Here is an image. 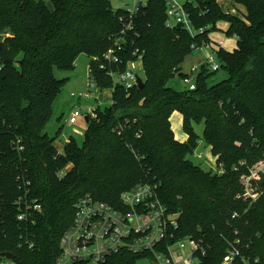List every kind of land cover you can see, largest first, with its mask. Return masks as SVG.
<instances>
[{
	"label": "trees",
	"instance_id": "obj_1",
	"mask_svg": "<svg viewBox=\"0 0 264 264\" xmlns=\"http://www.w3.org/2000/svg\"><path fill=\"white\" fill-rule=\"evenodd\" d=\"M197 2L189 7L192 21L206 31L192 37L181 26L166 27L164 0H148L134 14L111 0H0V136L11 152V139L21 138L24 165L43 204L31 228L33 250L20 245L14 208L3 213L0 260L12 252L14 264H53L79 197L118 204L123 191L149 183L179 215L177 238L192 237L207 248L202 264H221L237 237L249 261L232 264H264V181L252 203L241 180L264 157V0H234L245 9L238 14L218 0ZM220 21L237 39L233 51H218L228 76L210 84L211 72L203 67L195 90L169 85L192 45L209 41ZM120 37V60L109 63L103 55ZM136 50L143 55L145 86L126 90L108 71H125ZM81 54L91 58L100 92L113 88L112 101L89 116L83 143L72 137L60 154L56 136L45 131L67 81L56 71L74 70ZM175 111L183 116L186 141L172 128ZM197 121L204 123V140L222 173L189 158L203 139ZM140 258L124 252L104 264H137Z\"/></svg>",
	"mask_w": 264,
	"mask_h": 264
},
{
	"label": "built area",
	"instance_id": "obj_2",
	"mask_svg": "<svg viewBox=\"0 0 264 264\" xmlns=\"http://www.w3.org/2000/svg\"><path fill=\"white\" fill-rule=\"evenodd\" d=\"M147 1L132 0V5L127 9L130 14H134L141 6L146 5ZM164 2L167 28L174 29L176 26H181L192 37L206 31L204 27H195L192 21L189 7L198 6L197 0H164ZM128 27H131V24ZM124 41V38L120 37L116 44L117 48L107 50L103 58L109 63L119 62L117 50H122ZM224 44V40L215 42L210 39L201 45H192L194 51L189 55L190 65H185L188 56L180 69H174L175 75L180 77L188 90L196 89V76L203 67L210 72H216L221 68L218 51L224 47ZM133 55L135 59L128 62L125 71L114 69L108 71L113 81L122 84L126 90L138 87V78L141 77L135 65L140 63L143 67V55L139 50L134 51ZM197 59L200 61H196ZM101 67L104 68L105 64L102 63ZM87 72L88 89L78 93L72 92L71 96L91 98L94 93L100 95L91 66ZM141 78L144 81V76ZM98 101L97 99V103ZM102 105L103 103L88 107L86 111L79 106L74 107L67 120L68 124H77L83 116L96 117V109ZM66 143L54 141L58 153L64 152ZM10 146L12 152L7 149L0 136V231L6 225L3 213H6L7 208H14V220L19 228L22 242L20 245L23 244L33 250L35 240L31 228L43 212V204L34 195L32 179L24 165L25 146L21 138H12ZM199 155L204 157L203 152ZM68 170L69 165L64 171ZM217 171L223 172L221 167ZM241 180L245 198L252 200V203L255 202L261 195L260 183L264 181V157L255 163ZM178 227L179 215L170 211L161 200L157 187L149 183L138 184L123 191L118 204H111L98 200L91 194H85L75 202L73 222L61 238V252L53 264L79 262L104 264L110 257L124 252L140 254L139 261L145 260L149 264H202L207 248L201 240L192 237L178 239L175 233ZM243 247L240 238L231 240L221 264H232L237 258L245 262L249 261L248 257L242 255ZM3 260L12 261L7 258Z\"/></svg>",
	"mask_w": 264,
	"mask_h": 264
},
{
	"label": "rangeland",
	"instance_id": "obj_3",
	"mask_svg": "<svg viewBox=\"0 0 264 264\" xmlns=\"http://www.w3.org/2000/svg\"><path fill=\"white\" fill-rule=\"evenodd\" d=\"M114 7H124L128 8L132 5V0H111ZM145 1V0H143ZM229 3V0H222V4L225 7V4ZM222 26H225V24H221ZM221 27V26H220ZM222 34V31H219L220 35ZM224 36L227 38L228 45L231 46L234 42L236 43V37L235 36H228L224 32ZM192 56V55H191ZM80 61L79 62H87L88 56L86 54L80 55ZM191 58L190 56L187 58L185 65H190ZM184 65V66H185ZM135 69L137 70L138 74L141 75V77L144 76L143 67L140 63H137L135 65ZM57 75L59 77H66L67 78L66 84L62 90V92L58 95L54 102L53 106V115L49 123L47 124L45 131L51 136H56V141L59 138L65 139V138H75V140L82 144L84 140V133L87 126V121L85 120V117H81L77 124L71 125L68 124L67 120L73 110L74 107L79 106L83 110H85L86 106L91 103L92 105H95L97 101L93 100V98L88 99L89 101L85 100L84 98L79 100L78 97H71L70 92L75 91V93H78L80 91H86L88 89L89 84V75L87 70H85L84 67H78L76 66L74 70L70 72H61L59 70L56 71ZM228 76V73L225 69L222 67L216 71H211V76L209 77V83L214 84L217 83L223 79H225ZM169 85L172 87L178 89V90H184L187 89L186 85L182 82L180 77L178 75H175L170 81ZM111 89V88H106ZM105 89V90H106ZM111 91L107 92V96H110ZM93 94V93H92ZM97 95V93H94L93 96ZM100 100H104L105 95L103 93H100ZM79 101H81L79 103ZM105 105V103H103ZM103 106V105H102ZM178 113H176L177 115ZM179 116V115H178ZM175 117V116H174ZM195 132L198 136L203 138L201 141H199V145L197 146L194 153L190 154L189 158L191 161H193L195 164L200 165L206 170L213 169L217 171L220 166L217 164L216 157L212 155L210 152V147L204 140L203 131H204V123L203 121H197L194 123ZM176 133L178 131L184 132L182 123L179 124V129L176 127ZM59 132V133H58ZM185 133V132H184ZM203 152L204 157H201L199 154ZM72 165H69V170L71 169ZM0 264H14L12 261L7 260H0ZM138 264H149L145 260H140Z\"/></svg>",
	"mask_w": 264,
	"mask_h": 264
},
{
	"label": "crops",
	"instance_id": "obj_4",
	"mask_svg": "<svg viewBox=\"0 0 264 264\" xmlns=\"http://www.w3.org/2000/svg\"><path fill=\"white\" fill-rule=\"evenodd\" d=\"M218 2L220 3V5L222 6V8L225 10V11H227V12H231V13H233V14H238L239 12H244L245 11V9H244V7L243 6H241V5H238V4H236L235 2H234V0H229V3H226L225 4V7L223 6V4H222V0H218ZM221 24H225V26H222ZM221 26V27H220ZM228 26H229V24L227 23V22H224V21H220V22H218L217 23V29L215 30V31H213V32H211L210 34H209V37H210V39L212 40V41H215V42H218L219 40H224L225 41V44H224V49H226V50H229V51H233L236 47H237V39H236V43L234 42L231 46H229L228 45V42H227V38L224 36V32H225V34H226V31H227V29H228ZM219 31H222V34H220V35H218L219 34ZM82 55V54H81ZM88 56V55H87ZM80 57V56H79ZM88 61L87 62H79L80 61V59L81 58H78V60L76 61V63H75V67L76 66H78V67H84L85 66V70H87L88 71V68H89V66H90V60H91V58L88 56ZM196 61H200V59H197ZM187 69V68H186ZM69 77V75L68 76H66V78H68ZM83 91V90H82ZM82 91H80V92H82ZM108 91H111V93H110V96L108 97L107 96V92ZM72 92H75V91H71L70 92V96H71V93ZM101 93H103L104 95H105V98H104V100L102 101V100H100V98H101V96L100 95H95V96H92L91 98H93V100H95V101H97V99L99 100L98 101V103L96 102V104H95V106L96 105H99V104H101V103H105V105L106 104H108L109 102H110V100H112V95H113V88H111V89H106V90H104L103 92H101ZM72 97V96H71ZM91 98H84L85 100H87V101H89L88 99H91ZM97 98V99H96ZM81 99H83V98H79V100H81ZM81 101H79V103H80ZM104 105V104H103ZM92 106H94V105H92L91 103H89V105L88 106H86V108H85V111H86V109L88 108V107H92ZM176 113H178L177 115H176ZM179 115V116H178ZM175 116V117H174ZM86 120V119H85ZM171 122H172V128H173V130H174V132H175V135H176V138L178 139V140H180V141H186L187 139H188V135L186 134V133H184V132H179L178 131V133H176V127L179 129V124H181L182 123V126H183V116H182V114L181 113H179V112H177V111H175L173 114H172V116H171ZM86 128H87V126H86ZM70 140V138H65V139H62V138H59L58 139V142H60L61 144H64V143H66V142H68ZM201 141V140H200ZM210 147V146H209ZM210 152H211V147H210ZM212 153V152H211ZM214 157V156H213ZM14 263V262H13Z\"/></svg>",
	"mask_w": 264,
	"mask_h": 264
},
{
	"label": "water",
	"instance_id": "obj_5",
	"mask_svg": "<svg viewBox=\"0 0 264 264\" xmlns=\"http://www.w3.org/2000/svg\"><path fill=\"white\" fill-rule=\"evenodd\" d=\"M144 86H145V81H143V79H142L141 77H139V78H138V88H139V89H143ZM85 119H86V121H88V120H89V117L86 116ZM4 256H5L8 260H12L13 257H14V254H13L12 252H6V253L4 254Z\"/></svg>",
	"mask_w": 264,
	"mask_h": 264
}]
</instances>
